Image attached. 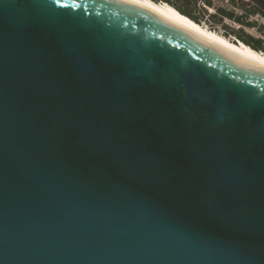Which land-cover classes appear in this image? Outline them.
Returning <instances> with one entry per match:
<instances>
[{
	"label": "water",
	"instance_id": "obj_1",
	"mask_svg": "<svg viewBox=\"0 0 264 264\" xmlns=\"http://www.w3.org/2000/svg\"><path fill=\"white\" fill-rule=\"evenodd\" d=\"M0 264H264V67L127 0H0Z\"/></svg>",
	"mask_w": 264,
	"mask_h": 264
},
{
	"label": "trees",
	"instance_id": "obj_2",
	"mask_svg": "<svg viewBox=\"0 0 264 264\" xmlns=\"http://www.w3.org/2000/svg\"><path fill=\"white\" fill-rule=\"evenodd\" d=\"M152 1L157 4H168L198 25L219 33L232 43H243L251 49L264 54V26L255 20L257 16L264 17V0ZM211 9L214 12H211ZM227 20L238 23L240 28H233L226 22ZM246 28L257 29L261 36L256 37L248 33L245 30Z\"/></svg>",
	"mask_w": 264,
	"mask_h": 264
},
{
	"label": "bare ground",
	"instance_id": "obj_3",
	"mask_svg": "<svg viewBox=\"0 0 264 264\" xmlns=\"http://www.w3.org/2000/svg\"><path fill=\"white\" fill-rule=\"evenodd\" d=\"M141 6H144L156 14L160 15L167 21L181 26L206 39L207 41L253 63L264 67V54L259 53L245 44H234L219 33L209 30L207 27H202L180 14L176 9L168 4H157L152 0H127Z\"/></svg>",
	"mask_w": 264,
	"mask_h": 264
},
{
	"label": "rangeland",
	"instance_id": "obj_4",
	"mask_svg": "<svg viewBox=\"0 0 264 264\" xmlns=\"http://www.w3.org/2000/svg\"><path fill=\"white\" fill-rule=\"evenodd\" d=\"M213 10V9H212ZM213 12H214V10H213ZM255 20L256 21H258L259 22V24H261L262 26H264V17H262V16H257L256 18H255ZM227 23H229L233 28H236V29H238V28H240V25L238 24V23H233V22H227ZM248 33H250V34H252V35H254V36H256V37H260L261 36V34L258 32V30L257 29H250V28H246L245 29ZM220 31H222V30H220Z\"/></svg>",
	"mask_w": 264,
	"mask_h": 264
},
{
	"label": "built area",
	"instance_id": "obj_5",
	"mask_svg": "<svg viewBox=\"0 0 264 264\" xmlns=\"http://www.w3.org/2000/svg\"><path fill=\"white\" fill-rule=\"evenodd\" d=\"M203 5H204V3H203ZM210 11H211V12H213V10H212V9H211ZM238 12H240V10H238ZM226 22H229V21L227 20Z\"/></svg>",
	"mask_w": 264,
	"mask_h": 264
}]
</instances>
